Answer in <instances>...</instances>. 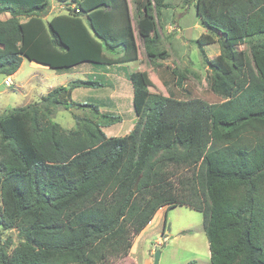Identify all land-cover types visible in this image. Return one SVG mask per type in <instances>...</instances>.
Returning a JSON list of instances; mask_svg holds the SVG:
<instances>
[{"label": "trees", "instance_id": "obj_1", "mask_svg": "<svg viewBox=\"0 0 264 264\" xmlns=\"http://www.w3.org/2000/svg\"><path fill=\"white\" fill-rule=\"evenodd\" d=\"M55 1L66 13L45 21L49 0H0V15L10 16L0 20V75L13 76L22 59L57 72L138 60L127 0ZM132 1L147 59L164 60L155 21L166 1ZM193 6L211 33L195 43L220 103L189 97L173 69L179 89L166 97L139 72L127 75L136 120L122 137L102 131L118 117L71 102L73 89L103 88L98 81L56 87L0 116V228L20 240L11 252L5 241L0 264H111L159 209L176 206L202 215L210 264H264V43L237 48L264 34V0ZM216 42L220 55L209 61L204 48ZM88 106L106 122L73 116L77 129L66 131L51 119Z\"/></svg>", "mask_w": 264, "mask_h": 264}, {"label": "rangeland", "instance_id": "obj_2", "mask_svg": "<svg viewBox=\"0 0 264 264\" xmlns=\"http://www.w3.org/2000/svg\"><path fill=\"white\" fill-rule=\"evenodd\" d=\"M127 1L130 5L131 23L139 49L136 62L118 68L117 72L114 71L116 67H113V70L108 67L112 72L109 78L91 64H85L77 70L57 72L22 59L16 77L9 78L11 86H4V81L8 77L0 75V116H4L11 109L39 102L43 95L56 87L64 86L68 89L70 83L76 80L98 81L103 88L73 89L71 102L80 105H95L101 114L118 117L119 122L102 128V131L107 137H122L132 130L136 120L132 106V86L127 75L139 72L147 84L151 82L152 87L149 86L151 93L166 97L179 89L169 83L173 69L182 75L181 83L188 91L189 97L209 104L220 103L222 99L207 88L206 75L210 71L195 43L201 34H206L208 31L195 16L194 0H165L168 8L162 10L161 14L156 17L155 28L161 37L160 50L165 51L167 57L164 60H156L154 63L150 62L145 55L140 38L141 32L137 25L139 19L135 13L133 1ZM66 9V5L49 0L48 13L44 20L65 14ZM9 18L7 14L0 15V20ZM215 39L217 40L216 35ZM255 43H264V34L248 38L243 45L237 48L248 52L250 45ZM204 52L209 61L218 58L219 43L205 47ZM104 53L110 56L107 52ZM220 62L226 67L221 57ZM164 67L168 70L160 73L159 70ZM92 68L94 76L89 73ZM160 74L167 81L166 84H163ZM114 88L116 93L112 95L111 91ZM73 116L91 119L102 124L106 122L100 116L93 115L91 106L68 110L58 109L54 111L51 119L64 130L73 131L77 129ZM158 218L159 216L155 215L146 230L143 229L138 235L132 236V246L126 257L112 259L111 264H154L155 251L160 252L158 264H210L208 243L202 228L200 213L184 206L169 209L166 214L164 233H161L163 218L159 220ZM6 240L10 241L8 252H11L20 242L15 230L2 231L0 228V247Z\"/></svg>", "mask_w": 264, "mask_h": 264}, {"label": "crops", "instance_id": "obj_3", "mask_svg": "<svg viewBox=\"0 0 264 264\" xmlns=\"http://www.w3.org/2000/svg\"><path fill=\"white\" fill-rule=\"evenodd\" d=\"M129 12H130V5H129ZM45 18V17H44ZM52 18V17H51ZM50 20V19H49ZM45 21H48V20H45ZM207 34V33H206ZM208 34H209V32H208ZM214 38H215V36H214ZM138 51H139V49H138ZM139 55V54H138ZM22 64V63H21ZM34 64V63H33ZM37 65V64H36ZM81 66H85V64H82V65H80V66H76V67H74L72 70H77L78 68H80L81 69ZM122 66H118V67H116V68H114V71H116L117 72V70H118V68H121ZM96 68H99L101 71V74H105V76L107 77H109V78H111V76H112V72H110L111 70H113V68H111V70H109L108 69V67H106V68H101V67H96ZM79 69V70H80ZM18 72V71H17ZM16 72V73H17ZM14 74L13 76H10V77H8V78H15L16 77V75L17 74ZM81 74H83L84 72H80ZM89 73H90V75H92V76H94L95 75V73L93 72V68L91 69V71H89ZM60 87V86H59ZM21 88V87H20ZM112 92V95H114L115 93H116V90H115V88L111 91ZM169 210V209H168ZM168 210H166V208L165 207H163V208H161V209H159L157 212H156V216H159V218L161 219V218H163L164 217V215L165 214H167V212H168ZM159 218H158V220H159ZM150 225V223L147 225V226H149ZM147 226L145 227V229L144 230H146L147 229ZM149 233H151V232H149ZM161 233H162V229H161Z\"/></svg>", "mask_w": 264, "mask_h": 264}, {"label": "water", "instance_id": "obj_4", "mask_svg": "<svg viewBox=\"0 0 264 264\" xmlns=\"http://www.w3.org/2000/svg\"><path fill=\"white\" fill-rule=\"evenodd\" d=\"M137 183H138V180L136 181V183L134 185V189H136ZM159 253H160L159 251H155V253H154V256H153V262H154V264H158Z\"/></svg>", "mask_w": 264, "mask_h": 264}, {"label": "built area", "instance_id": "obj_5", "mask_svg": "<svg viewBox=\"0 0 264 264\" xmlns=\"http://www.w3.org/2000/svg\"><path fill=\"white\" fill-rule=\"evenodd\" d=\"M75 12H78V10H75ZM4 86H6V87L11 86V82H10L9 78L4 81Z\"/></svg>", "mask_w": 264, "mask_h": 264}]
</instances>
